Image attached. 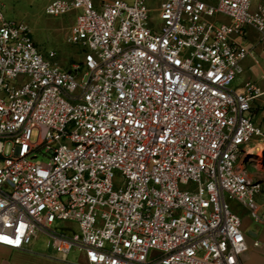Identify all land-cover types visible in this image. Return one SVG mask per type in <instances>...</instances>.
I'll use <instances>...</instances> for the list:
<instances>
[{"label":"built area","instance_id":"2783aa9c","mask_svg":"<svg viewBox=\"0 0 264 264\" xmlns=\"http://www.w3.org/2000/svg\"><path fill=\"white\" fill-rule=\"evenodd\" d=\"M45 11L77 12L68 41L83 57L59 66L0 10V246L26 250L44 234L62 261L244 264L230 200L264 225L262 182L241 161L264 149L252 116L264 89L232 84L255 55L247 28L264 41V0H52Z\"/></svg>","mask_w":264,"mask_h":264},{"label":"rangeland","instance_id":"374dc122","mask_svg":"<svg viewBox=\"0 0 264 264\" xmlns=\"http://www.w3.org/2000/svg\"><path fill=\"white\" fill-rule=\"evenodd\" d=\"M52 0H0V10L8 20L22 22L28 25L32 31L33 38L37 46L44 54L49 51L55 52L54 61L65 69H72L82 60V49L68 41L69 33L75 22L77 12L72 11L63 15L54 16L46 13V6ZM105 0H94L96 5H100ZM131 3L133 0H126ZM264 49V43L261 46ZM255 63L264 64L263 56L256 54ZM262 79V78H261ZM263 80V79H262ZM235 85V82L232 84ZM261 101L255 104L252 110V116L256 122L264 124V95ZM37 137V131L34 130L32 140ZM41 160L45 157L39 155ZM241 161L244 162L248 173L256 180L262 182L261 191L257 195V207L264 210V149L259 153L242 154ZM230 205L234 211L242 216L246 214V208L235 200H230ZM49 238L42 234L35 242V251L41 256L29 258L27 264H67L62 262L53 252V249L47 245ZM52 254H51V253ZM77 252H72L69 259L76 257Z\"/></svg>","mask_w":264,"mask_h":264},{"label":"crops","instance_id":"0c3cea01","mask_svg":"<svg viewBox=\"0 0 264 264\" xmlns=\"http://www.w3.org/2000/svg\"><path fill=\"white\" fill-rule=\"evenodd\" d=\"M246 33V40L249 43L257 45L254 51L256 56L261 55L264 60V49H261L264 41L260 43L259 34L252 27L247 28ZM256 60L255 56H251L244 61L245 71L241 76L235 79L234 86L241 88L245 81L252 80L264 89V64L255 63ZM259 102L263 101L259 99L257 103ZM238 215L242 219V228L249 246L248 251L245 252L242 257L244 264H264V225L255 223L247 212L246 214H242V216L240 214ZM255 240L260 242L259 246L253 245ZM34 249L35 243L26 250H12L7 247L0 246V264H27L29 258L36 259L41 256ZM41 257L45 258L46 256ZM83 261L84 259L82 254L77 253L76 257L71 259L68 258V260L62 262H67V264H83Z\"/></svg>","mask_w":264,"mask_h":264},{"label":"bare ground","instance_id":"6f19581e","mask_svg":"<svg viewBox=\"0 0 264 264\" xmlns=\"http://www.w3.org/2000/svg\"><path fill=\"white\" fill-rule=\"evenodd\" d=\"M261 149H263L262 145L257 143L251 150H249V153H259Z\"/></svg>","mask_w":264,"mask_h":264}]
</instances>
